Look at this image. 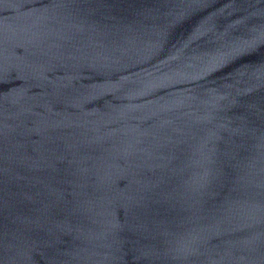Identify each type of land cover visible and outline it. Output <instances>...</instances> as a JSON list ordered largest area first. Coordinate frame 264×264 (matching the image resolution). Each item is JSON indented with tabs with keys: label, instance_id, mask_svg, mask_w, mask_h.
<instances>
[{
	"label": "water",
	"instance_id": "1",
	"mask_svg": "<svg viewBox=\"0 0 264 264\" xmlns=\"http://www.w3.org/2000/svg\"><path fill=\"white\" fill-rule=\"evenodd\" d=\"M0 264H264V0H0Z\"/></svg>",
	"mask_w": 264,
	"mask_h": 264
}]
</instances>
